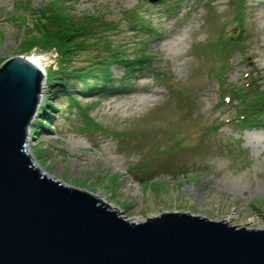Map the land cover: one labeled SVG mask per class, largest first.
I'll return each instance as SVG.
<instances>
[{
	"label": "rangeland",
	"instance_id": "rangeland-1",
	"mask_svg": "<svg viewBox=\"0 0 264 264\" xmlns=\"http://www.w3.org/2000/svg\"><path fill=\"white\" fill-rule=\"evenodd\" d=\"M42 1L0 0V65H44L24 139L38 168L130 221L176 212L264 228V124L238 119L264 95V0H67L108 22L98 24L125 58L147 56L142 68L112 63L103 87L87 79L93 90L51 82L53 50H23L20 18ZM133 11L149 20L127 23ZM88 48L78 60L106 54Z\"/></svg>",
	"mask_w": 264,
	"mask_h": 264
},
{
	"label": "water",
	"instance_id": "water-1",
	"mask_svg": "<svg viewBox=\"0 0 264 264\" xmlns=\"http://www.w3.org/2000/svg\"><path fill=\"white\" fill-rule=\"evenodd\" d=\"M40 83L23 56L0 65V264H264V228L176 212L130 221L38 168L24 139Z\"/></svg>",
	"mask_w": 264,
	"mask_h": 264
},
{
	"label": "trees",
	"instance_id": "trees-1",
	"mask_svg": "<svg viewBox=\"0 0 264 264\" xmlns=\"http://www.w3.org/2000/svg\"><path fill=\"white\" fill-rule=\"evenodd\" d=\"M243 1L238 0L237 4H243ZM42 2L40 8L30 11L31 14L28 15V19L20 18L21 37L22 42L27 43L23 46V50H28L34 46L44 51H54L56 68L50 70L48 74L51 82L63 85L62 83L69 80H78L89 85L90 89L93 90L95 88L87 82V79H91L92 83L102 84L103 87L110 82L109 66L114 62L123 63L129 68H132L133 65L141 68L144 66L143 60L147 58L146 55L125 58L122 52L120 53V45L118 43L112 44L107 35H103L104 30L102 29L104 27L98 23L106 26L109 25L108 22H100L96 17L94 18L86 12L72 13L67 0H44ZM17 7L19 8L21 5L18 3ZM136 18L139 19V24L149 20L148 18V20L143 19V15H138L136 11H133L132 17L126 16L125 20L127 23H131L136 21ZM145 24L148 26L150 22ZM148 30L152 31V28H148ZM149 31L146 30L145 33L151 34ZM88 47L95 50L101 48V51H105L106 54L94 58L87 57L86 60H78L79 53L87 52ZM245 92L243 91V95ZM249 99L246 105L241 106V112L238 114L241 117L238 118L240 119L239 123L247 126L257 123L264 124V112L261 111L264 106V95L253 92ZM43 109L42 107L41 110ZM80 110L86 116L83 108Z\"/></svg>",
	"mask_w": 264,
	"mask_h": 264
},
{
	"label": "bare ground",
	"instance_id": "bare-ground-1",
	"mask_svg": "<svg viewBox=\"0 0 264 264\" xmlns=\"http://www.w3.org/2000/svg\"><path fill=\"white\" fill-rule=\"evenodd\" d=\"M25 57V59L27 60V61H29V62H31L38 70H40L41 71V76L44 74V68H43V64L42 63H40L39 62V60L37 59V58H34V57H27V56H24ZM40 86V85H39ZM36 165H37V163H36ZM38 166V165H37ZM99 202H103V203H105V201L103 200L102 201V199L100 200L99 199ZM109 207H115L114 205H112V204H109Z\"/></svg>",
	"mask_w": 264,
	"mask_h": 264
}]
</instances>
